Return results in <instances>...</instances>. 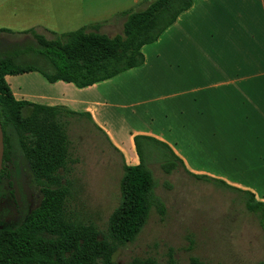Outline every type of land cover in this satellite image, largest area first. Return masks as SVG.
<instances>
[{
    "label": "crops",
    "instance_id": "obj_1",
    "mask_svg": "<svg viewBox=\"0 0 264 264\" xmlns=\"http://www.w3.org/2000/svg\"><path fill=\"white\" fill-rule=\"evenodd\" d=\"M146 2L60 5L75 12L78 26L99 22L106 33L121 30V11ZM140 50L139 65L85 86L49 82L34 70L5 78L16 98L85 116L121 162H138L133 136L150 135L182 159L188 150L195 173L240 185L264 201V0H192Z\"/></svg>",
    "mask_w": 264,
    "mask_h": 264
},
{
    "label": "trees",
    "instance_id": "obj_2",
    "mask_svg": "<svg viewBox=\"0 0 264 264\" xmlns=\"http://www.w3.org/2000/svg\"><path fill=\"white\" fill-rule=\"evenodd\" d=\"M191 1L147 0L143 7L125 9L120 32L112 35L99 31V22L52 31L51 37L32 27L21 31L0 27V31L29 33L34 39L23 44L0 42L2 162L12 154L14 141L41 192L38 204L24 210L17 222L0 218V264H120L112 258L115 249L134 238L152 206L163 211L161 199L153 192L155 181L142 147H158L164 172L180 164L166 142L135 134L138 162H122L119 201L108 215L106 228L100 230L92 221L74 218L66 208L68 189L61 180L71 160L61 117L74 111L61 104L16 98L5 75L34 70L49 82L60 79L79 87L109 78L139 65L141 45L155 40ZM191 174L241 192L246 209L256 215L264 231V201L256 199L251 190L231 186L221 178ZM121 264H154V260L132 257ZM188 264L202 262L191 255Z\"/></svg>",
    "mask_w": 264,
    "mask_h": 264
},
{
    "label": "rangeland",
    "instance_id": "obj_3",
    "mask_svg": "<svg viewBox=\"0 0 264 264\" xmlns=\"http://www.w3.org/2000/svg\"><path fill=\"white\" fill-rule=\"evenodd\" d=\"M60 2L0 0V26H32L46 37L53 36L52 31L79 27L75 12L66 11ZM41 26L46 31L39 30ZM114 30L105 32L110 35ZM0 42L23 44L34 39L29 33L0 31ZM61 118L71 159L61 179L68 189L66 208L74 218L92 221L104 230L119 201L122 162L101 136V140L94 136L85 116ZM180 145L179 141L174 144ZM15 151L18 168L10 179L12 197L6 205L5 200L0 202V209L10 213L11 222H17L20 213L36 206L41 197L25 158ZM184 154L183 159L179 157L180 164L164 172L158 147H142L155 181L153 192L161 199L163 211L152 206L138 233L118 246L112 258L120 264L132 257H149L154 264H188L189 256L195 255L202 264H264V231L256 215L246 209L241 192L194 177L188 150Z\"/></svg>",
    "mask_w": 264,
    "mask_h": 264
},
{
    "label": "flooded vegetation",
    "instance_id": "obj_4",
    "mask_svg": "<svg viewBox=\"0 0 264 264\" xmlns=\"http://www.w3.org/2000/svg\"><path fill=\"white\" fill-rule=\"evenodd\" d=\"M12 148H13L12 154H10L9 157L4 160V163L1 162V168H0V171H1V176H0V202L5 200L3 202L4 205H6L7 199L12 197L10 186H9L10 179L12 178L13 173H15L17 171V168H18V166L16 164L17 153L15 150L17 149L19 151V154L24 157V155L22 154V152L20 151V149L18 148L17 145H13ZM19 216H21V213ZM0 218H2L4 221L11 222L10 213H5V211L2 209H0Z\"/></svg>",
    "mask_w": 264,
    "mask_h": 264
},
{
    "label": "water",
    "instance_id": "obj_5",
    "mask_svg": "<svg viewBox=\"0 0 264 264\" xmlns=\"http://www.w3.org/2000/svg\"><path fill=\"white\" fill-rule=\"evenodd\" d=\"M2 152H3V139H2V129L0 125V168H1V162H2Z\"/></svg>",
    "mask_w": 264,
    "mask_h": 264
}]
</instances>
